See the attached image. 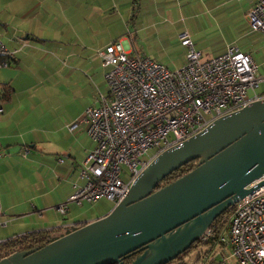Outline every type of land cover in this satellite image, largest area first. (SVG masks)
Here are the masks:
<instances>
[{"label":"crops","instance_id":"1","mask_svg":"<svg viewBox=\"0 0 264 264\" xmlns=\"http://www.w3.org/2000/svg\"><path fill=\"white\" fill-rule=\"evenodd\" d=\"M252 1L0 0V39L17 51L0 67V93L10 89L0 114V210L8 220L0 240L47 229L58 238L114 207L69 201L86 182L79 170L94 146L69 124L107 87L101 49L121 40L136 56L168 66L181 52L185 63L178 36L187 30L205 58L235 44L264 75V33L248 19ZM119 27L126 29L120 38ZM216 262L205 254L197 264Z\"/></svg>","mask_w":264,"mask_h":264},{"label":"built area","instance_id":"2","mask_svg":"<svg viewBox=\"0 0 264 264\" xmlns=\"http://www.w3.org/2000/svg\"><path fill=\"white\" fill-rule=\"evenodd\" d=\"M248 19L252 30L264 33V0L252 1ZM178 37L186 62L177 68L136 56L121 40L99 51L107 87L69 124L70 131L84 129L94 142L79 170L86 182L69 201L82 205L105 198L117 205L163 151L264 97V75L252 54L232 44L205 58L187 30ZM16 52L0 39V67L9 66ZM3 111L0 93V114ZM248 187L253 190L237 199L225 229L207 248L216 264H264V177ZM58 209L66 213L67 203ZM0 225H8L1 210ZM212 236L209 228L203 238Z\"/></svg>","mask_w":264,"mask_h":264},{"label":"water","instance_id":"3","mask_svg":"<svg viewBox=\"0 0 264 264\" xmlns=\"http://www.w3.org/2000/svg\"><path fill=\"white\" fill-rule=\"evenodd\" d=\"M210 152L203 155L206 150ZM199 164L158 188L185 163ZM264 177V97L163 151L107 214L0 264H167Z\"/></svg>","mask_w":264,"mask_h":264},{"label":"trees","instance_id":"4","mask_svg":"<svg viewBox=\"0 0 264 264\" xmlns=\"http://www.w3.org/2000/svg\"><path fill=\"white\" fill-rule=\"evenodd\" d=\"M10 89H3L2 99H5L9 96ZM199 164V159H194L185 163L178 169L174 170L172 173L167 175L162 182L157 186L156 189L178 179L189 171L193 170ZM234 206L229 207L223 211L215 220L211 223L210 228L212 229L213 236L209 239L200 238L195 241L191 246L186 250L181 252L175 259L171 260L167 264H189L188 257L197 251L199 248L209 247L214 243L217 237L225 229L229 216L233 211ZM63 236V235H62ZM61 237V236H60ZM59 238V237H58ZM57 239L53 235V230H40L35 232H29L23 235L14 236L5 240L0 241V259L9 257L17 251L30 250L37 247H42L51 241ZM204 251L200 252L198 258L195 262L197 264L202 258H204ZM136 255H131L125 258V263L129 264L135 259ZM117 264V263H115Z\"/></svg>","mask_w":264,"mask_h":264},{"label":"rangeland","instance_id":"5","mask_svg":"<svg viewBox=\"0 0 264 264\" xmlns=\"http://www.w3.org/2000/svg\"><path fill=\"white\" fill-rule=\"evenodd\" d=\"M124 30H126L125 28H122V27H119L118 29H117V32H118V36H119V38H120V36L123 34V31ZM130 30H133L132 29V26H131V29ZM117 36V37H118ZM184 61H185V56H184V54L183 53H177L176 54V57L173 59V60H170L169 61V63H168V67H171V68H177V67H179V66H181V65H183V63H184ZM173 66V67H172ZM111 202H109V200L108 199H101L100 201H98L97 203H95V205H94V207L96 206H107V205H109ZM228 222V221H227ZM7 227H2V226H0V239H1V237L2 236H4L5 235V232H7ZM205 250V252H204V255L205 254H207V252H208V250L207 249H203V248H199L197 251H195L194 253H192L189 257H188V262H189V264H195V262H196V260H197V258H198V255L200 254V252H202V251H204Z\"/></svg>","mask_w":264,"mask_h":264},{"label":"bare ground","instance_id":"6","mask_svg":"<svg viewBox=\"0 0 264 264\" xmlns=\"http://www.w3.org/2000/svg\"><path fill=\"white\" fill-rule=\"evenodd\" d=\"M210 152V149L209 150H206L203 155H207L208 153Z\"/></svg>","mask_w":264,"mask_h":264}]
</instances>
